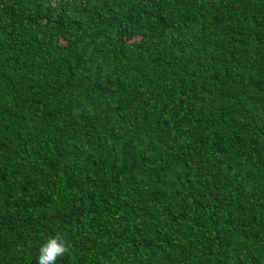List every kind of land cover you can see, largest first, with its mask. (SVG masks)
Segmentation results:
<instances>
[{"label": "trees", "instance_id": "trees-1", "mask_svg": "<svg viewBox=\"0 0 264 264\" xmlns=\"http://www.w3.org/2000/svg\"><path fill=\"white\" fill-rule=\"evenodd\" d=\"M264 264V0H0V264Z\"/></svg>", "mask_w": 264, "mask_h": 264}, {"label": "clouds", "instance_id": "clouds-1", "mask_svg": "<svg viewBox=\"0 0 264 264\" xmlns=\"http://www.w3.org/2000/svg\"><path fill=\"white\" fill-rule=\"evenodd\" d=\"M69 250L70 243L60 232H57L40 247L37 264H56L57 259Z\"/></svg>", "mask_w": 264, "mask_h": 264}]
</instances>
